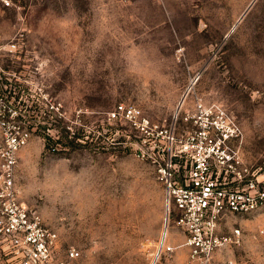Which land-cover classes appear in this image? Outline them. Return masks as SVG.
Segmentation results:
<instances>
[{
  "label": "rangeland",
  "instance_id": "1",
  "mask_svg": "<svg viewBox=\"0 0 264 264\" xmlns=\"http://www.w3.org/2000/svg\"><path fill=\"white\" fill-rule=\"evenodd\" d=\"M251 1L0 0V97L31 132L19 195L77 247L74 264L190 263L136 131L109 114L120 102L169 124L182 103L225 109L241 127L229 143L264 180V0L230 30ZM233 225L238 242L192 264H264V207Z\"/></svg>",
  "mask_w": 264,
  "mask_h": 264
},
{
  "label": "built area",
  "instance_id": "2",
  "mask_svg": "<svg viewBox=\"0 0 264 264\" xmlns=\"http://www.w3.org/2000/svg\"><path fill=\"white\" fill-rule=\"evenodd\" d=\"M1 49L0 43V54ZM181 105L170 124L152 120L139 107L124 102L109 114L136 131V152L153 165L166 209L176 212L189 247V264L205 263L216 248L240 240L239 226L222 229L228 214H249L264 207V180L250 176L238 149L229 143L241 133L230 113L201 101L194 111L181 113ZM14 110L0 97L1 252L8 264H74L77 247H60L57 230L19 195V151L31 132ZM259 232L264 234V226Z\"/></svg>",
  "mask_w": 264,
  "mask_h": 264
},
{
  "label": "bare ground",
  "instance_id": "3",
  "mask_svg": "<svg viewBox=\"0 0 264 264\" xmlns=\"http://www.w3.org/2000/svg\"><path fill=\"white\" fill-rule=\"evenodd\" d=\"M167 233H168V230H167V228L164 226V228H163V230H162L161 243H160L159 250H160L161 246L163 245V242H164L165 238L167 237Z\"/></svg>",
  "mask_w": 264,
  "mask_h": 264
},
{
  "label": "water",
  "instance_id": "4",
  "mask_svg": "<svg viewBox=\"0 0 264 264\" xmlns=\"http://www.w3.org/2000/svg\"><path fill=\"white\" fill-rule=\"evenodd\" d=\"M253 0L249 3V5L246 7V9L243 11V13L241 14V16L235 21L234 25L232 26V28L230 30H232L236 24L238 23V21L240 20V18L242 17V15L247 11V9L250 7V5L252 4Z\"/></svg>",
  "mask_w": 264,
  "mask_h": 264
}]
</instances>
